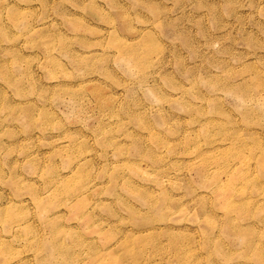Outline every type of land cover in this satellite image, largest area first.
<instances>
[{
    "label": "rangeland",
    "instance_id": "374dc122",
    "mask_svg": "<svg viewBox=\"0 0 264 264\" xmlns=\"http://www.w3.org/2000/svg\"><path fill=\"white\" fill-rule=\"evenodd\" d=\"M0 264H264V0H0Z\"/></svg>",
    "mask_w": 264,
    "mask_h": 264
}]
</instances>
